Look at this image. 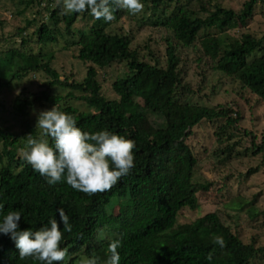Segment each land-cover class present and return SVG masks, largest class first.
<instances>
[{
  "label": "trees",
  "instance_id": "obj_1",
  "mask_svg": "<svg viewBox=\"0 0 264 264\" xmlns=\"http://www.w3.org/2000/svg\"><path fill=\"white\" fill-rule=\"evenodd\" d=\"M141 2L149 12L146 17H138V29L148 25L164 32L161 64L153 57L150 60L139 56L130 30L108 32L109 22L95 19L90 10L65 15L58 13L57 6L48 15L53 26L39 23L35 29L36 42H56V24H62V33L71 38L66 43L77 47L76 58L88 62L81 80L61 79L49 65L50 54L40 48L36 52L24 51L25 39L21 38L16 48L0 51V90L29 73L45 74L36 90L21 88L8 110L0 99V222L9 212L17 211L21 214L19 229L36 231L50 227V218L59 223L57 209L62 208L72 231L60 225L61 247L67 248L70 259L59 264H81L91 256H99L104 264L110 255L108 244L115 239L121 241L119 264H249L264 254V245L253 239L243 242L215 210L183 220L179 212L183 208L194 212L201 197L209 199L218 189L213 188V179L201 174L202 159L186 141L193 127L202 123L212 126L216 144L207 157L213 164L240 157L248 149L244 146L242 151L237 150V140L232 139L239 131L240 120L233 99L228 104L206 106L190 102L189 98L205 86L209 76L206 71H211L219 74L218 80L223 78L221 85L234 83L238 94L248 92L253 101L264 106V31L256 36L244 30L256 5L264 0H243L236 10L222 7L216 0ZM120 12L115 10L116 19ZM77 17L90 20L89 26L74 29ZM233 27L238 28L237 34L229 32ZM187 47H196L197 54L192 58L199 69L193 73L198 79L196 86L184 80L186 70L181 67L178 48ZM119 62L124 63L125 70L112 78L111 96H106L102 90L105 69ZM215 88L212 83L208 90L211 93ZM37 105L73 115L82 131L108 130L132 139L136 145L135 167L110 191L102 193L86 194L64 180L48 184L17 153L19 148H25L29 135L39 137L41 130L31 126L28 119L30 110ZM5 113L15 116L12 121L23 126L24 135L12 132L8 121L2 119ZM249 148H254L250 150L252 154L263 149L254 143L253 136ZM257 169L248 168L245 176ZM118 202L115 214L111 208ZM223 206L231 210L244 208L249 218L261 214L264 220V209H257L242 196H232ZM99 232L109 237L100 239ZM216 236L223 237L225 247L214 242ZM209 255L211 260L207 259ZM0 264L44 262L32 257L21 259L15 242L0 233Z\"/></svg>",
  "mask_w": 264,
  "mask_h": 264
},
{
  "label": "rangeland",
  "instance_id": "obj_2",
  "mask_svg": "<svg viewBox=\"0 0 264 264\" xmlns=\"http://www.w3.org/2000/svg\"><path fill=\"white\" fill-rule=\"evenodd\" d=\"M185 2L186 0H181ZM214 0H210L213 3ZM222 7L238 9L243 0H216ZM58 8L62 11V3L57 4V0H0V51L7 48L18 47L19 41L25 39L23 45L24 51L36 52L38 48L50 54L51 59L49 65L59 74V77L79 81L84 75L85 67L88 62H81L76 58L77 47L69 45L71 38L62 33V24L57 23L59 28L57 40L54 43H47L40 45L36 42L35 28L40 22H44L47 26L52 27V22L48 18L51 9ZM149 9L144 7L142 13L137 15L130 14L127 10L121 9L117 19L108 23L106 31L121 32L130 30L131 42L134 46L139 47V56L147 59L158 60V63L163 62V48L164 43L162 37L164 32L157 30L148 25H142L138 29V17L142 15L146 17ZM202 14V13H200ZM90 20L80 19L77 17L72 24L74 29L89 26ZM239 27V26H238ZM237 27L229 30L231 33L237 34ZM20 30V31H19ZM244 30L253 35L260 36L264 31V3L257 4L254 10V15L250 21L244 25ZM146 43V48L143 45ZM196 47L178 48L179 57L181 60V67L186 70L184 76L185 81H189L192 86H196L198 79L193 74L194 71L199 70L195 67L192 58L196 53ZM151 51V54H149ZM110 67L106 68L105 81L103 82V92L106 96H111L109 89L110 82L114 76L120 75L122 70H125V65L122 62L112 63ZM98 71H100L98 69ZM209 75L205 86L190 96L189 101L206 106H215L222 103H227L230 100L235 101L238 112L240 113V120L237 123L238 133L234 134V140H237L235 148L242 151L244 146L248 149L240 157H230L229 160H223V163L217 165L213 164L211 158L207 157L208 151L216 144L211 134L212 126L208 123H202L193 127V134L186 139L187 143L194 147L195 151L200 155L201 174L215 182L214 189L218 188L213 197H201L194 212L187 208L180 210V217L190 218L200 215L201 213L215 210L218 216L227 224L232 232L243 241L248 242L251 239L254 243L264 245V220L263 215L258 214L253 218H249L244 212V208L231 210L223 206L224 201H228L232 196L239 195L243 198L252 201V205L257 209H264V106L258 102L253 101V95L246 92L243 95L237 93L238 89L234 83L225 82L221 85L220 80L217 79L218 73L206 71ZM45 74L42 72L29 73L19 82H11L7 87L0 90V99L3 100L6 110L9 109L10 101L17 95L21 88H27L30 91L37 89L38 81L43 79ZM216 84L213 92H209L210 84ZM201 84V83H200ZM233 87H235L233 89ZM246 99V100H245ZM77 105L81 106L76 102ZM52 107L47 106H33L28 115L31 119L30 125L36 127V120L39 113L44 110H50ZM12 114L5 113L2 119L8 121L10 128L16 136H20L24 131L23 126L15 125V120L12 121ZM38 130V128H36ZM245 130V133L242 131ZM25 132H23V135ZM253 136L255 144H261L262 150L255 154L250 153L249 148L250 138ZM206 145L208 147H206ZM202 148H207L206 151ZM21 149L17 150L20 154ZM232 155V154H231ZM257 166L255 173L245 176V172L250 167ZM198 175V174H197ZM200 176V175H199ZM198 177V176H196ZM120 203H115L111 211L116 214ZM180 220V218H179ZM103 237H109L103 233ZM83 258V257H82ZM249 264H264V254L258 255Z\"/></svg>",
  "mask_w": 264,
  "mask_h": 264
},
{
  "label": "clouds",
  "instance_id": "obj_3",
  "mask_svg": "<svg viewBox=\"0 0 264 264\" xmlns=\"http://www.w3.org/2000/svg\"><path fill=\"white\" fill-rule=\"evenodd\" d=\"M61 3L65 15L90 10L95 19L106 22L116 19V9H125L137 15L145 7L141 0H57V4ZM36 127L41 130L39 137L29 135L20 155L50 185L64 180L73 189L86 194L102 193L110 191L135 167L133 150L136 145L132 139L108 130L94 133L82 131L73 115L55 107L39 113ZM49 137L54 145H50ZM57 213L59 223L55 218H50V227L32 231L30 228L20 230L21 214L11 211L0 222V233L8 235L15 242L21 259L32 257L44 264H59L70 259L67 248L61 247L63 234L60 225L67 232L72 231V225L62 208L57 209ZM98 238H103V232L98 233ZM214 242L221 248L225 247L226 242L222 236H216ZM120 247L119 239L108 244L110 255L104 264H119ZM207 259L211 260L212 256L209 255ZM81 264H101L100 257L85 258Z\"/></svg>",
  "mask_w": 264,
  "mask_h": 264
}]
</instances>
